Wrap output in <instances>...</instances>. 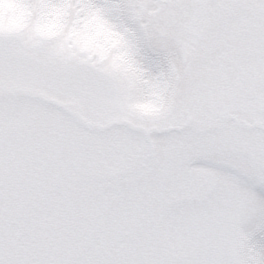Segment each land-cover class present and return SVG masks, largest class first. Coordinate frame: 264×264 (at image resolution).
<instances>
[{
	"label": "snow or ice",
	"instance_id": "6c2138e0",
	"mask_svg": "<svg viewBox=\"0 0 264 264\" xmlns=\"http://www.w3.org/2000/svg\"><path fill=\"white\" fill-rule=\"evenodd\" d=\"M0 264H264V0H0Z\"/></svg>",
	"mask_w": 264,
	"mask_h": 264
},
{
	"label": "clouds",
	"instance_id": "9594fccd",
	"mask_svg": "<svg viewBox=\"0 0 264 264\" xmlns=\"http://www.w3.org/2000/svg\"><path fill=\"white\" fill-rule=\"evenodd\" d=\"M5 7L7 8V5H5ZM18 26H23L22 24H19Z\"/></svg>",
	"mask_w": 264,
	"mask_h": 264
},
{
	"label": "rangeland",
	"instance_id": "374dc122",
	"mask_svg": "<svg viewBox=\"0 0 264 264\" xmlns=\"http://www.w3.org/2000/svg\"><path fill=\"white\" fill-rule=\"evenodd\" d=\"M23 27H27L26 25H24Z\"/></svg>",
	"mask_w": 264,
	"mask_h": 264
}]
</instances>
